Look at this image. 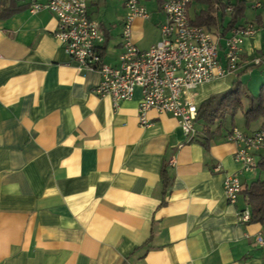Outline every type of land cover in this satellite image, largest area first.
<instances>
[{"label":"crops","instance_id":"0c3cea01","mask_svg":"<svg viewBox=\"0 0 264 264\" xmlns=\"http://www.w3.org/2000/svg\"><path fill=\"white\" fill-rule=\"evenodd\" d=\"M165 1L138 0L148 13L131 25L138 49L159 40ZM233 1L213 6L221 66L225 38L239 24L264 21V0H246L229 26ZM30 2L0 0V264H264L255 240L264 221L241 222L247 198L240 191L231 203L224 195V175L239 168L228 129L205 145L199 120L190 140L168 113L148 109V124H139L140 89L116 104L98 96L99 73L65 53L54 14L31 13ZM86 8L103 35L102 61L117 65L124 0H86ZM203 10L193 0L189 19ZM261 31L242 38L231 81L232 73L193 90L197 107L264 59L249 58L244 44ZM257 171L238 175L241 188L264 174Z\"/></svg>","mask_w":264,"mask_h":264},{"label":"built area","instance_id":"2783aa9c","mask_svg":"<svg viewBox=\"0 0 264 264\" xmlns=\"http://www.w3.org/2000/svg\"><path fill=\"white\" fill-rule=\"evenodd\" d=\"M188 2L166 0L162 5L165 19L159 24V40L148 49L140 50L132 41L131 25L136 17L145 18L148 13L138 0H124L122 52L115 66L102 61L97 44L103 41V35L98 23L87 13L86 0H47L44 3L31 0L29 11L47 9L54 14L57 21L54 37L62 44L65 53L79 66L99 73L100 80L93 88L98 96H109L116 104L118 100L130 98L134 88L138 87L141 92L139 124H148L145 117L148 109L168 113L177 119L183 134L190 140L196 133L197 106L193 90L203 82L234 72L242 38L264 29V21L258 25L249 23L237 27L225 38V65L221 66L214 34L204 26L190 22ZM255 6H259L258 2ZM226 138L236 144L233 158L239 164L236 171L226 173L223 178L226 200L234 203L241 191L238 175L253 171L257 156L264 159V129L245 132L233 126ZM237 216L241 222H248V208L239 210ZM255 240L264 247V233H257Z\"/></svg>","mask_w":264,"mask_h":264},{"label":"trees","instance_id":"16d2710c","mask_svg":"<svg viewBox=\"0 0 264 264\" xmlns=\"http://www.w3.org/2000/svg\"><path fill=\"white\" fill-rule=\"evenodd\" d=\"M192 1L193 0H189L187 4V14ZM219 1L220 0H199V2L206 4V10L199 13L198 20L191 21L189 19L190 22L204 26L210 31L214 25L213 6ZM232 5L233 8L230 13V21L228 22L229 26L234 25L241 18L247 4L246 0H234ZM242 26L244 25L239 24L238 27ZM254 64H260V60L256 63L252 62L249 66ZM244 95L245 90L241 81L238 78H235L231 82L229 88L219 93L211 94L199 103L195 122L199 120V124L201 125L200 131L202 132L203 143L205 145H207V142L210 139L217 136L223 130L227 117H230V127L225 126V129H228L227 134L230 132L234 125L233 116L235 112L242 107V97ZM242 117L246 128L250 124L264 118V84L260 86V90L257 94L252 95L249 98L247 107L242 110ZM260 127V129H264V123H262ZM257 166L264 169V159L259 160ZM163 179L166 183L167 178L166 175H164V172ZM241 192H243L248 200L250 208L249 222L264 221V179L256 178L249 183H246L244 187L241 188Z\"/></svg>","mask_w":264,"mask_h":264},{"label":"rangeland","instance_id":"374dc122","mask_svg":"<svg viewBox=\"0 0 264 264\" xmlns=\"http://www.w3.org/2000/svg\"><path fill=\"white\" fill-rule=\"evenodd\" d=\"M260 11V10H258ZM249 8L246 10V15L249 14ZM244 44L247 47L249 53L248 56L249 58L253 57H264V31L258 32V41L257 42H251V39L249 37H246L244 39ZM249 44V45H248ZM260 64L258 65H251L247 70L242 72L239 76V80L241 81L242 86L244 87L245 90V95L242 97V107L238 109L234 116H233V122L235 125H237L238 128L240 129H248L253 125H260L264 123V118H261L259 121L250 124L247 128L244 125L243 122V117H242V110L245 109L248 105L249 98L252 95H255L259 92L260 86L264 84V59H261ZM254 61V60H253ZM255 62V61H254ZM234 73L232 72V75H230L227 79L228 81H231L235 77L233 75ZM225 126L229 127L230 126V117H227V120L225 122ZM225 126L223 129H225ZM248 176H254L256 177L259 172L257 171L255 174L252 172H244ZM261 179H264V174H261L259 176Z\"/></svg>","mask_w":264,"mask_h":264}]
</instances>
